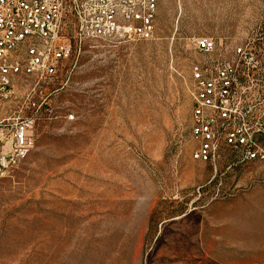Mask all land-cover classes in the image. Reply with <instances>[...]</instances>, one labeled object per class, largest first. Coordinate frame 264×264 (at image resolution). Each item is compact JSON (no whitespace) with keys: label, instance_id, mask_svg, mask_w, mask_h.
<instances>
[{"label":"rangeland","instance_id":"374dc122","mask_svg":"<svg viewBox=\"0 0 264 264\" xmlns=\"http://www.w3.org/2000/svg\"><path fill=\"white\" fill-rule=\"evenodd\" d=\"M158 4L149 41L79 42L69 15L72 58L23 107L36 146L0 174V264H264V164L191 139L196 41L259 50L264 0Z\"/></svg>","mask_w":264,"mask_h":264},{"label":"built area","instance_id":"2783aa9c","mask_svg":"<svg viewBox=\"0 0 264 264\" xmlns=\"http://www.w3.org/2000/svg\"><path fill=\"white\" fill-rule=\"evenodd\" d=\"M158 0H0V123H12L0 174L18 166L34 150L37 117L24 105L40 108L44 85L72 58L66 37L70 14L76 18L79 42L153 38ZM196 50L206 57L193 73L192 159L217 170L222 152L230 168L264 164V41L227 46L199 38ZM39 94L42 102H34ZM73 120V116H68Z\"/></svg>","mask_w":264,"mask_h":264}]
</instances>
